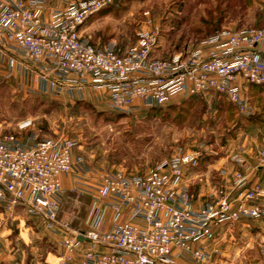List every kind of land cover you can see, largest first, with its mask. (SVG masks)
<instances>
[{
    "label": "built area",
    "instance_id": "built-area-1",
    "mask_svg": "<svg viewBox=\"0 0 264 264\" xmlns=\"http://www.w3.org/2000/svg\"><path fill=\"white\" fill-rule=\"evenodd\" d=\"M50 1L0 0V67L10 75H30L39 93L103 90L110 107L126 115L179 96L218 94L240 113L252 114L241 88L264 86V28L222 30L186 55L159 59L157 28L126 52L96 47L81 36L89 19L120 0H72L47 15ZM75 149L66 138L0 139V205L22 207L63 235L56 264H73L79 254V264H209L217 251L195 245L214 240L217 228L264 220V185L241 171L222 170L231 185L216 186L196 205L187 173L199 164L202 150L180 146L149 173L130 176L91 167ZM234 152L231 161L242 168L245 152ZM255 167H264V148ZM64 176L73 179V196L92 200L84 230L71 231L59 218L67 194ZM109 213L112 225L105 229Z\"/></svg>",
    "mask_w": 264,
    "mask_h": 264
},
{
    "label": "rangeland",
    "instance_id": "rangeland-1",
    "mask_svg": "<svg viewBox=\"0 0 264 264\" xmlns=\"http://www.w3.org/2000/svg\"><path fill=\"white\" fill-rule=\"evenodd\" d=\"M84 26L88 42L96 47L110 45L121 52L137 47L144 33L157 28L154 56L169 59L186 55L222 30L264 28V0H120ZM2 71L0 139L6 135L38 141L71 139L76 144L75 153L89 166L130 176L149 173L180 146L202 150L199 164L187 175L207 176L210 183L204 188L192 186L190 195L195 202L215 192L219 176L214 167L220 168L226 156L244 147L247 137H257L248 126V115L218 94L179 96L163 107L126 115L110 107L103 90L74 96L39 93L30 75ZM254 105V116L259 117L264 113V95L255 99ZM244 158L254 161L246 154ZM66 191L60 220L68 223L71 231L86 229L85 194L77 198L70 189ZM220 230L221 241L217 242L225 248L231 233L238 229L228 225ZM62 237L26 209L9 210L0 205V264H56L62 253ZM242 241L247 242V238ZM249 255L247 264L260 256L259 247ZM76 259L73 264H79L80 254Z\"/></svg>",
    "mask_w": 264,
    "mask_h": 264
},
{
    "label": "crops",
    "instance_id": "crops-1",
    "mask_svg": "<svg viewBox=\"0 0 264 264\" xmlns=\"http://www.w3.org/2000/svg\"><path fill=\"white\" fill-rule=\"evenodd\" d=\"M72 0H52L50 1V4L48 5V13L47 15L50 14V10L52 8H65L66 5ZM99 17L98 15L93 16L91 19H89L86 23L95 20ZM85 23V25H86ZM83 27H85L83 25ZM83 27L80 29V34L81 36L86 39L87 37L84 36L83 33ZM9 52L12 53L13 47H9ZM18 59L23 61V57L21 55H17ZM5 70V68L0 67V72L2 73ZM4 73V72H3ZM16 73H23L21 71L16 72ZM23 75V74H22ZM28 77V76H27ZM88 90L90 91H96V92H102V90H93V89H86L85 91L81 92L82 94H85ZM104 93H107L106 91H103ZM241 93L242 95L247 98L252 114L250 116H247V123L248 126H250L255 133L256 138L247 137L246 142L244 144V147H238V149H243L245 154L249 156L250 160L256 161L257 159V154L260 149L264 148V113L260 114L259 117H255V105L253 106V102L255 99L260 97V95H264V86H251L247 84H243L241 88ZM108 94V93H107ZM262 108V107H261ZM253 117V118H252ZM257 142L259 143L257 145ZM246 147V148H245ZM256 152H255V150ZM256 153V155H254ZM232 154L229 156H226L221 162H220V168L219 167H214L218 169V176H219V183L218 185H226L230 186L231 185V180L230 179H223L220 176V171L222 170H227L229 174L235 172V171H241L245 174H250L252 181H258L264 185V167L257 168L256 169V162H247L245 166L242 168L237 167L235 164L232 163V161H228L230 159ZM222 164V165H221ZM235 165V166H234ZM235 167V168H233ZM200 175L196 177H190V189L192 186H200L201 188L205 187L206 185H209L210 181L205 177H199ZM205 176V175H204ZM63 183L64 187L66 190L71 189L73 186V179L71 176H64L63 177ZM200 184V185H199ZM86 203L84 204L85 207V212L87 213L86 217L89 216L91 206H92V200L90 196L84 195ZM206 200V199H205ZM204 200V201H205ZM199 199H196V205H200V203L204 202ZM17 207V206H15ZM14 207V208H15ZM77 217V216H76ZM112 215L109 213L106 219L105 223V229L110 228L112 225ZM79 221V220H77ZM228 226V225H226ZM236 229V232L231 233V238H230V243L224 248L222 247L219 242L221 241L220 237L222 234L221 228L215 229V237L214 240L212 241H205L202 244H197L195 247L202 246L203 248L209 250V251H217L215 254H213V259L212 262L209 264H247L245 260L250 257L249 253H251V250L253 248L255 249L256 247H259V252L260 256L256 258V260L250 264H263L264 263V220L260 219H243L238 223H235L234 225ZM86 227V226H85ZM225 227V226H224ZM84 230V229H82ZM242 238H247V242L242 241ZM256 238V239H254ZM231 239L234 241H231ZM220 240V241H219ZM219 241V242H217ZM242 242V244H241ZM243 245V246H242ZM76 259V258H75ZM77 260V259H76Z\"/></svg>",
    "mask_w": 264,
    "mask_h": 264
},
{
    "label": "trees",
    "instance_id": "trees-1",
    "mask_svg": "<svg viewBox=\"0 0 264 264\" xmlns=\"http://www.w3.org/2000/svg\"><path fill=\"white\" fill-rule=\"evenodd\" d=\"M118 3V2H117ZM116 4V3H115ZM114 5V4H113ZM113 5H110V6H108V7H106V8H104L102 11H100L98 14L100 15V14H102V13H105L106 12V10L108 9V8H110L111 6H113ZM97 14V15H98ZM232 104V103H231ZM234 106V105H233ZM155 110V109H154Z\"/></svg>",
    "mask_w": 264,
    "mask_h": 264
}]
</instances>
